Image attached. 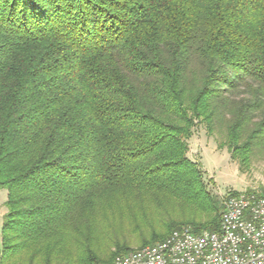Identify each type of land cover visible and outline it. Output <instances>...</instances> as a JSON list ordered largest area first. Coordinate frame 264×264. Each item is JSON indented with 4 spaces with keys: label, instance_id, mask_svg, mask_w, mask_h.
Instances as JSON below:
<instances>
[{
    "label": "trees",
    "instance_id": "trees-1",
    "mask_svg": "<svg viewBox=\"0 0 264 264\" xmlns=\"http://www.w3.org/2000/svg\"><path fill=\"white\" fill-rule=\"evenodd\" d=\"M198 124L240 169L264 145V0H0V264L217 230Z\"/></svg>",
    "mask_w": 264,
    "mask_h": 264
},
{
    "label": "built area",
    "instance_id": "built-area-1",
    "mask_svg": "<svg viewBox=\"0 0 264 264\" xmlns=\"http://www.w3.org/2000/svg\"><path fill=\"white\" fill-rule=\"evenodd\" d=\"M112 264H264V193L227 196L217 230L184 226Z\"/></svg>",
    "mask_w": 264,
    "mask_h": 264
},
{
    "label": "rangeland",
    "instance_id": "rangeland-1",
    "mask_svg": "<svg viewBox=\"0 0 264 264\" xmlns=\"http://www.w3.org/2000/svg\"><path fill=\"white\" fill-rule=\"evenodd\" d=\"M223 140V134L219 130L209 135L204 124H198L188 142L187 155L190 160L199 165L208 189L221 202L231 194L249 191L264 193V145L255 146L250 154L248 165L240 169L238 162L230 157L226 147L219 146ZM5 200L6 191L0 188V232L3 216L6 213ZM110 234L117 236L114 231ZM137 246L136 243H132V250L138 249ZM93 248L99 256H103L109 254L112 246L107 237H99L94 240Z\"/></svg>",
    "mask_w": 264,
    "mask_h": 264
}]
</instances>
